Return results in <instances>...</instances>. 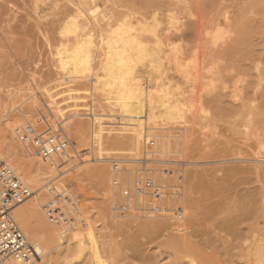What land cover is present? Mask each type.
<instances>
[{
  "label": "rangeland",
  "instance_id": "1",
  "mask_svg": "<svg viewBox=\"0 0 264 264\" xmlns=\"http://www.w3.org/2000/svg\"><path fill=\"white\" fill-rule=\"evenodd\" d=\"M34 2L0 0V138L16 140H12L13 147L9 145L8 149L17 158L2 155V150L0 155L35 192L20 205L29 212L22 223L13 212L20 228L33 245L37 243L32 239L37 231L43 229L50 234L47 240L39 242L43 257L36 264H94L90 249L80 256L67 244L62 245L74 229L61 235L64 230L52 224L43 209L52 198L51 186L61 192L69 190L82 199L86 221L75 229L85 231L93 227L106 264H257L252 257L263 249L259 241L264 237V203L258 194L252 196L249 192L256 184L246 182L245 175H231L235 164L227 161L239 157L240 142L247 135L228 109L236 105L231 96L237 90L257 86L261 80L264 85V16L257 13L258 0H127L123 4L119 0H52L50 5L39 9ZM93 5L100 9L95 17L91 15ZM114 5L121 7L112 12ZM78 11L83 16L77 17ZM126 18L135 25L141 21L152 28L153 32L139 33L145 44L152 46L160 41L163 45L161 74L158 72L154 82L144 78L143 89L148 85L149 90L163 93L170 87L174 100L171 103L181 102V112L175 116L162 114L147 128L152 129L149 135L157 141V154L181 164L167 175L171 180L178 174L185 177L186 234L183 236L176 235L168 222L156 223L157 228L146 232V219L134 218L136 214L126 218L117 216L112 167L108 161L94 160L101 157L99 130L92 141L91 121L77 115L82 114L91 83L95 84L92 80L104 75L102 63L111 54L107 53L106 45L109 25ZM71 20L77 21V34L68 31ZM243 21L261 28L258 34H253L250 43L236 48L234 41ZM89 38L93 39L92 62L84 79L67 78L59 50L87 43ZM230 46L235 48L230 51ZM147 67L140 70L152 69L150 64ZM146 76L152 78L149 73ZM92 87L99 111L118 115L108 95ZM203 103L210 117L201 115L199 108ZM218 103L220 109L216 108ZM41 111L52 112L60 119L62 134L72 142L69 157L63 162L45 163L17 137L18 128L27 122L38 133L44 130ZM81 122H85L87 150L76 138ZM147 128L141 131L138 149L113 145L112 141L121 137L117 135L112 140L108 130L115 128H105L104 147L111 153L102 157L111 159L117 152L141 156ZM117 130L121 131L118 127ZM20 163L29 168L35 163L49 167L52 172L43 181L44 188L27 180L28 168L20 170ZM101 166L107 172L106 182L95 176ZM163 172L157 174L165 175ZM189 186L199 187L189 193ZM189 196L197 200L191 206V213L187 205ZM33 202L35 207L31 206ZM69 243H72L70 238ZM62 250L65 253L60 255Z\"/></svg>",
  "mask_w": 264,
  "mask_h": 264
},
{
  "label": "bare ground",
  "instance_id": "2",
  "mask_svg": "<svg viewBox=\"0 0 264 264\" xmlns=\"http://www.w3.org/2000/svg\"><path fill=\"white\" fill-rule=\"evenodd\" d=\"M51 1L52 0H36V2H34L35 3L34 5L36 8L39 9L40 6L46 7L50 5ZM119 1L123 4L127 0H119ZM258 2H257L258 3L257 13L261 16H264V2L262 0H258ZM119 7H121V5H114L113 8L111 9L112 12L116 11ZM80 16H83V14L81 11H78L77 17H80ZM70 24L72 25L70 26ZM68 26H70L69 30L67 29L68 31L72 30V33L77 34L79 28H78V24L76 20L69 21ZM260 28L261 27L259 25H256V24L254 25V23L252 22L250 23V25L247 24L246 22L242 24L240 29H238L239 35H238V30H237L236 39L237 38L238 39L237 40L234 39L235 40L234 42H236V48H238L239 45L245 42L248 43L249 41H252L253 36L255 35L254 33L258 34L260 31ZM151 29H152L151 27L145 24H142L141 21H137V24L135 25L132 22V19H127V18L119 20V22L115 25H109V31H108L109 33L107 34L108 37L106 40V45L109 50L107 53L109 54L111 53V54L107 56V58H105L104 62L102 63L104 75L100 78L96 76L97 78H95V80H92L93 82H95V84H93L95 88L97 87V89H99L102 93H104L105 96L108 95L109 101L114 103V105L117 107L116 109L114 108L116 113L118 114V115L115 114L116 115L115 117L119 118V121H120L119 124L122 127L121 131L117 130V128L108 130V131H109V136L111 135L112 140H115L117 135L121 137V138L116 139L115 142L112 141V144L118 147L124 146V147H133L135 149H138L141 145V140H142L141 134L143 133L141 131L142 130L144 131V128H147L148 124L151 121L156 122L157 119H159V117L161 118L162 116H164L162 114H165L167 116H173V115L175 116L176 114H178V112L182 111L181 102L180 104L177 101H175L174 104L173 102L171 103V99L173 98V96L171 95L170 87L166 89L165 92L158 93L157 91L149 90L147 88L148 85L145 86L146 89H143L144 84L141 85L142 80L144 78H146V80L148 81L149 80L153 82L157 81L159 77L158 72L162 70L163 65H164L163 63L164 60H162L160 56V52L163 49L162 42L160 43L159 41L158 44L149 46L145 44V42L139 39L140 32H143V31L147 32L149 30L153 32V30ZM92 40H93L92 38H89L87 43H82V44L78 43L72 47L68 46V47H64L59 50V52L61 51L59 54L63 55L61 56L63 57L62 59L65 64L64 69H66V71L62 68L61 69L64 70L63 71L64 73L67 72V78L75 77L79 80L84 79L86 75L85 71L87 72L92 62V46H93ZM232 45H235V44H232ZM234 48H235L234 46H230L229 50L232 51ZM174 62H177V59ZM148 64L151 65L154 71H152V69L140 70L141 67L145 68L146 66V68H148L147 67ZM154 64L156 65V68H153ZM175 68L178 69V67H175ZM147 73H149L152 76L151 79L146 76ZM159 73L161 74V72ZM237 91H238L237 93L235 91L233 96H231L233 98V102L236 105H234L233 107L230 106L231 108H228V109L232 110L231 112L234 113V117H237L236 121H238L239 126H241L246 131L247 135L244 138V140L240 142L239 148L241 149L239 150H241L242 152L238 153L239 157L232 159L230 161H227V162H232L235 164V166L231 168L230 170L231 175L233 176L234 175H245V177L247 178L246 182H251L252 184L253 183L256 184V187L253 189V191L249 190V192L252 196L258 194L262 202L264 203V85H262V80H261V82H259L257 86L256 85L248 86L244 89L237 90ZM49 96H51L52 98L51 93H49ZM216 108L220 109V103L217 104ZM199 109L203 117L207 118L211 116L210 111L205 108L204 103L201 104ZM58 111L61 113V110H58ZM77 115L82 117L83 114H80L78 112ZM104 116L114 117V114L108 115V114H103V113H97V114L95 113L94 115V117H98L97 126L99 130L98 134L100 137L99 153L101 157L99 159H94L95 161H98V162H107L108 159L105 157L104 159L102 157V154L111 153L110 151H107L104 147L106 146L105 142L103 141V138H104L103 135L106 132L105 130L106 127L103 123ZM84 129H85V122H81L77 126L76 132L75 131L74 132L76 133V138L80 140L81 146L82 145L85 146L87 150L88 143L85 138ZM93 133L95 134L94 139L96 140L97 133L95 131L92 132V136H94ZM147 136H148V139H146V133H145V141L143 143L142 149L144 147L146 140L149 142L150 135L148 134ZM12 140L16 141L15 139H12ZM12 140L5 141L0 138V150H2L3 152L2 155L8 154L9 158L11 159L16 157L15 154L10 149H8L9 145L11 146L13 145L14 141ZM109 144L111 143L109 142ZM82 149L84 151V148ZM156 152H157V148H156ZM143 154L144 153H142V155ZM44 161L45 163L51 162V163L56 164L55 160L54 161L44 160ZM19 165H20L19 166L20 170H24V168H28L27 180L29 182L31 183L33 182L37 185H40L41 189L44 188L43 181L47 179L46 177L47 174L49 172H52L49 169V167H47L45 164H38V163H35L34 167L32 168H29L28 165L25 163H20ZM160 172H163V170ZM112 175H113L112 181H114V178L116 175H114L113 171H112ZM95 176L97 177L98 180L106 182L107 172L105 170V166H101L100 168H97ZM153 178L158 181H162V182H165L167 180L171 181L170 179L171 176L170 177L168 176L165 179V175H161L160 173L157 175H154ZM173 180H181L182 182L181 193L179 194V196L177 193L174 194L175 202L177 201L183 207L182 208L183 212L181 213L182 217L179 219H175L174 216H170V215L146 216L138 212L133 213L137 215V216H134V218L140 217L142 219H146L145 221L147 222L144 223L146 232H150L152 231V229L157 228L155 227V224L163 221L165 223L168 222V224L170 223L171 225H173V227L175 228L174 233L176 235L183 236L184 234H186V228L184 226L185 222L183 221L186 216V209H185L186 208L185 206L186 205L185 204L186 202L185 189L186 188H185V184L183 183L185 180V177L183 174L182 175L178 174L177 176H175ZM21 181L25 183L22 179ZM198 187L189 186L188 192L193 193ZM33 193L35 194V192ZM116 195L119 201V195L117 193ZM187 200H188L187 205H188L189 213H191L192 212L191 206L197 203V200L191 197L187 198ZM31 206L35 207L36 203L35 202L31 203ZM117 206L115 207V209L117 208ZM13 212L19 219V222L21 223L24 221V219H26L29 213L25 211L24 209L20 208V205L19 207H16ZM115 213L117 214L118 217H122L116 212V210H115ZM129 215H132V214H129ZM181 221H183L184 223H177ZM75 228H73L74 230L70 232L69 234V238L71 239L72 243H69V238H68V240H65L62 243V245L67 244L68 248H70L73 251H76V253L79 254L80 256H83L87 252V250L90 249L92 252V257L94 259V264H106V261L102 260L101 258L102 251H100L101 248L98 245V241L96 238V232L93 229V227H89L85 231H83L82 229H78V228L75 229ZM66 232H68V230L62 232L61 235L65 234ZM49 235H50L49 231L42 229V230L37 231V234L32 237V239H34V241L37 243L33 245L28 240L30 244H32L36 250L37 259L41 260L43 257L42 247L39 242L41 240H47L49 238ZM259 242L262 244L263 249L260 252L254 254L252 258L255 261V263L264 264V237H262ZM64 253H65V250H62L60 252V255ZM37 259L34 260L33 264H36ZM190 264H193V263L190 262Z\"/></svg>",
  "mask_w": 264,
  "mask_h": 264
},
{
  "label": "built area",
  "instance_id": "3",
  "mask_svg": "<svg viewBox=\"0 0 264 264\" xmlns=\"http://www.w3.org/2000/svg\"><path fill=\"white\" fill-rule=\"evenodd\" d=\"M92 85L91 83L88 100L84 102L85 106L81 113L83 118L91 121L93 132H96L98 117L94 115L101 112L95 101ZM40 119L44 127L42 132L38 133L34 125L27 122L18 128L17 137L42 160L63 162L69 157L72 142L62 134V121L52 112L45 114L42 111ZM118 122L119 118L115 116L103 117L106 128L121 129ZM151 132L152 129L147 128L146 139ZM93 135L92 137L91 134L92 141L95 140V134ZM150 136L149 142L146 140L142 149L143 155L117 152L108 159V164L116 175L113 188L119 195L115 210L122 218L138 212L146 216L170 215L179 219L182 217L183 207L175 202L174 194L177 193L179 196L181 193V180L162 182L153 177L157 175V171L162 170L168 176L169 170L173 171L172 168H177L181 164L158 155L157 142L152 135ZM49 189L52 198L48 202L49 205L46 204L44 207L49 220L64 231L83 225L86 220L82 199L69 190L61 192L53 186ZM33 194L31 188L21 181L16 171L0 156V264H33L37 259L35 248L13 217L14 209L29 200Z\"/></svg>",
  "mask_w": 264,
  "mask_h": 264
},
{
  "label": "snow or ice",
  "instance_id": "4",
  "mask_svg": "<svg viewBox=\"0 0 264 264\" xmlns=\"http://www.w3.org/2000/svg\"><path fill=\"white\" fill-rule=\"evenodd\" d=\"M10 7H11V5H10ZM105 7H107V6H105ZM93 8H94V11L91 13V15L93 17H95L96 14L100 11V9L99 8H96L94 5H93ZM153 68H156V65L155 64L153 65Z\"/></svg>",
  "mask_w": 264,
  "mask_h": 264
}]
</instances>
